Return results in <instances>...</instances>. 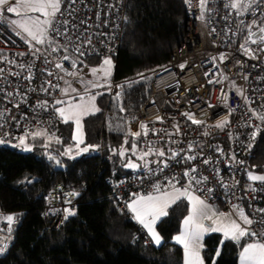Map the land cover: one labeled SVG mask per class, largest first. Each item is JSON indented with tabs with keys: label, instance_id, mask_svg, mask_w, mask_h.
Instances as JSON below:
<instances>
[{
	"label": "built area",
	"instance_id": "2783aa9c",
	"mask_svg": "<svg viewBox=\"0 0 264 264\" xmlns=\"http://www.w3.org/2000/svg\"><path fill=\"white\" fill-rule=\"evenodd\" d=\"M109 3H115L119 11L109 12L107 8ZM228 3L229 0H209L208 8L211 11L206 14L204 22L198 18L200 15L198 0H193L192 8L186 5L188 19L185 38L174 49L164 65L170 71H162L163 66H161L155 68L156 72L151 70L139 72L151 77L148 80L150 83L149 96L139 109L129 110L123 115L126 133L139 131V123L145 122L149 127L148 135H141L138 138L143 151L147 150L149 145L154 148H163L166 153L168 149L183 151H181V156L177 157L181 162L170 160L169 167L163 172L150 174L143 167L138 170L130 169L127 172L113 168L107 177V183L120 207H127V203L134 198L133 194L152 193L153 184L161 183L166 186L167 179L174 176L179 180L177 187L186 184L187 178L183 176V172L186 168L195 166L198 169V176L202 174L208 177L206 184L194 186V189H202L194 190L198 196L226 212H233V205H239L254 220H259L261 216H264L256 211V209L264 208V183L251 182L244 177L245 161L243 158L254 148L257 139L256 137L255 141L250 140V134L254 129L247 126L248 122L250 120L252 125L261 124V122L252 117L251 112L248 111L249 106L231 87L232 82H235L238 88L245 90V94L252 101L251 107L257 112H264V107H261L264 105V79H262L264 78V52L257 53L258 59H250L244 54L240 45L245 42L247 35L245 25L257 17L250 14L237 15L235 10L225 6ZM67 6L68 0H65L61 8L65 15L59 16L58 19L68 18L71 23L79 25L80 31L86 29V35L93 34L92 46L84 49L86 55L79 57L83 63H78L77 68L72 67V60L78 58V53L74 52L72 45L68 46L67 52L63 48L52 52L51 48L56 47V44L36 45L43 54L33 55L29 50V45L16 35L11 26L6 22H0V52L8 60L15 61L14 64L6 61L0 62V68L5 69L6 81L10 82L9 84L0 80V85H3L6 91L15 93L18 90L19 93L24 94L23 99L22 96L15 95L9 103L4 93H0V109H10V112L6 114L4 127L0 128V138L10 145L17 141L16 138L21 136L25 129H47L49 134L54 133L55 137L62 138L61 119L54 111V107H57L54 101L64 99V94L61 92L66 85L64 81H69L73 88L82 91L81 79L83 80L85 75L82 65L87 59L90 57L113 59L121 48L128 0H103L102 3L101 0H83V2L77 0V3L73 5L77 11L72 17L67 16ZM97 14H99V19H97ZM82 20L87 23L81 24ZM241 21L244 23L242 24ZM116 25L119 27L117 28ZM97 33L105 35H96ZM78 34L77 32L73 35V40ZM56 40L59 44L65 42L64 37H56ZM249 47L257 48L258 45L250 44ZM18 53H24V55H18ZM221 53L226 54L228 59L223 63L219 60L215 61L219 64V68H216L210 62V58L218 57ZM64 55H69L70 59L64 61L62 59ZM45 57L50 61L49 63H45ZM2 60L3 58L0 57V61ZM56 63H62L64 69L69 72L79 70L80 78L66 75L64 71L55 67ZM182 63L186 64L183 71L179 68ZM20 64L33 66L31 81L24 79L29 73L27 67L21 69L17 66ZM49 71L53 73L52 76L47 74ZM9 72L20 73V75H10ZM205 73L209 75L206 77ZM220 73L227 75L228 80L223 83H208L209 79H219ZM137 74L130 78L118 79L115 76L110 78L112 94L120 91L117 85L125 84L129 80H140ZM245 75L248 77L247 80L243 78ZM60 77H63V80ZM49 80L52 85L58 87H49L48 92L41 91V86L47 87L45 82ZM128 88L123 90L121 98L123 106ZM222 88L228 94L227 106L224 103ZM29 89H35V91ZM103 90L107 94L104 114L110 120L118 116L119 111L113 106L112 95L106 89L103 88ZM45 100L49 104L47 111L36 107L38 102ZM18 102L19 107H14L13 105ZM229 109H234L231 115H229ZM185 112L194 114L197 120H202L205 124L200 126L192 124L182 115ZM226 116L230 123L223 131L213 127L217 121ZM12 117H15V120ZM157 117H162L163 122L157 121ZM176 124H179L180 133L168 136L167 133H175L173 126ZM205 128L209 132L207 136L202 135ZM152 129L156 130V134ZM261 129L264 130V124H261ZM229 133L232 134L231 138ZM129 137L130 135L127 139ZM171 141H176V143ZM189 143L193 144V152L187 151ZM250 143L252 144L251 149L248 147ZM217 147L223 150V155L216 150ZM100 148H103V142ZM197 153L199 155L194 161L186 163L181 159L185 154ZM232 155H235V161L230 159ZM205 158L210 159L211 163L204 164ZM160 159L164 158L156 156V160ZM236 161H242V163ZM150 167L156 169L158 166L152 163ZM214 170H218V174ZM221 177L228 188L221 186ZM249 184L253 185L254 191L249 189ZM208 188L213 191L208 193ZM73 192L77 193L74 186L63 182L55 184L45 196L43 217L46 222L56 223V226H59L65 218V209L74 212L78 208L79 197L70 195ZM17 223L16 220L9 233L7 222L0 220V241L6 243L7 247L12 241L13 229ZM259 227L257 223L252 225L253 229Z\"/></svg>",
	"mask_w": 264,
	"mask_h": 264
},
{
	"label": "trees",
	"instance_id": "16d2710c",
	"mask_svg": "<svg viewBox=\"0 0 264 264\" xmlns=\"http://www.w3.org/2000/svg\"><path fill=\"white\" fill-rule=\"evenodd\" d=\"M186 8L184 0H128L123 43L113 58L114 76L130 78L164 66L185 38ZM101 59L90 57L86 62ZM149 88L148 80L129 87L124 98L126 110L110 120L104 114L107 94L99 97L102 111L83 119L85 143L98 145V153L76 158L65 154L73 142L74 126L62 120L61 143L53 139L45 147V138H29L27 142L33 149L27 153L16 146L18 140L13 145L0 144V214L14 215L18 222L10 245L0 254V264H183V248L172 238L180 231L188 202L182 200L173 205L158 222L163 241L157 246L129 209L119 206L107 183L113 168L130 170L123 166L129 157L142 163L131 151L121 158L112 149H120L125 140L124 120L119 118L129 110L139 109L149 96ZM110 123L113 127L121 124L123 131L110 130ZM133 139L128 138L127 148L131 149ZM137 147L142 150L139 139ZM50 155L60 157L67 169L55 170V163L47 161ZM243 158L245 178L248 179V171H264V130ZM147 159L156 160V156ZM57 182L74 186L80 202L74 215L64 218L59 226L43 217L45 196ZM222 240L218 232L206 236L203 246L206 264H212L213 260L215 264H238L242 243L224 240L221 245Z\"/></svg>",
	"mask_w": 264,
	"mask_h": 264
},
{
	"label": "snow or ice",
	"instance_id": "6c2138e0",
	"mask_svg": "<svg viewBox=\"0 0 264 264\" xmlns=\"http://www.w3.org/2000/svg\"><path fill=\"white\" fill-rule=\"evenodd\" d=\"M83 2V0H81ZM103 0H101V3ZM65 0H0V22L8 23L11 28L16 32V35L20 36L26 44L29 45V50L33 55L37 53H41V49L37 48L36 45H44L48 44L49 46L56 44V47H52L51 51L55 52L60 48H63L65 52L68 51V46L72 45L75 53H78V58L76 60H72V67L77 68L78 63H83V60H80L79 57H84L86 52L84 49L92 46V35L93 34H85V31L79 30V25L71 23L68 18L58 19L59 16H64L65 13L61 11V8L64 6ZM77 3V0H68L67 6V16L72 17L73 13L77 11L76 8L73 7ZM185 4L189 7H193V0H185ZM209 0H198V7L200 10L199 19L204 22L206 20V14L211 10L208 8ZM236 11L237 15L250 14L253 17L250 23H247L245 27L247 28V35L245 37V42L240 45V48L250 59H258V52H264V0H229V3L225 5ZM87 7V6H86ZM109 12L113 10L119 11L116 7L115 3H109L107 5ZM12 13L17 18L8 20V18L4 15V13ZM39 13V15H34ZM43 17V18H42ZM97 19H99V14H97ZM125 21L127 17L124 18ZM81 24H86L87 21L82 20ZM107 23V22H106ZM243 24L244 22L241 21ZM118 28L119 25H116ZM255 29V30H254ZM215 31V29H213ZM75 40H73V35L76 33ZM54 33L55 35H50ZM96 35H105L104 33H97ZM56 37H64L65 42L63 44H59L56 40ZM114 38V36H113ZM258 45L257 48H251L249 45ZM43 54V53H41ZM18 55H24V53H18ZM0 57L3 58L2 61H6L9 64H14L15 61L8 60L6 56L2 52H0ZM39 58V57H37ZM64 61L70 59L69 55H64L62 57ZM228 56L224 53H221L218 57L212 56L210 58V62L213 63L214 67L219 68V64H216L215 61L219 60L220 63H223ZM45 57V63H49ZM21 69L27 67L28 75L24 77V79L31 81L33 78L32 65H17ZM55 67L57 69H61L65 72L66 75L72 76L74 78H80V71H72L69 72L64 69L62 63H56ZM186 67L185 63L179 65L181 71ZM255 67V65H253ZM111 70H112V60L110 57H104L102 64L99 67L91 68V74L96 79H92L87 81L86 83L81 79V83L84 85V94L78 92L76 88L71 86V83L67 80L64 81L65 84L68 85L67 88H62L61 92L65 96H69L67 100L57 99L54 101V105H63V107H54V111L62 120L63 123H72L74 125L72 140L75 142L74 147L77 149L76 155H80L81 153L88 152L90 149L95 150L98 148V145H86L83 148H80L81 144H84V126H83V118L89 115H96L100 113L102 110L97 106L96 100L98 96L104 95L103 92H94V89L104 88L108 91L110 95H112L114 107L119 112H124L126 109L123 106L122 102V94L123 90L126 87H132L133 85L140 83L144 80H149L151 77L146 76L144 73H138L137 75L140 77V80H129L126 81L125 84L117 85L116 87L120 89L115 94H112L111 89L112 85L110 82L111 78ZM156 72L155 69L151 70ZM162 71H170L167 66H163ZM5 69L0 68V80H4L6 83V77L4 75ZM10 75L19 76L20 73H12L9 72ZM49 76H52V72L47 73ZM209 73H205L207 77ZM219 79H209L208 83H223L228 80V76L223 73L219 74ZM245 80L248 77L245 75L243 77ZM63 80V77H60ZM264 79V78H262ZM47 87L42 85L41 91L48 92L49 87H58L56 85H52V82H45ZM232 89H234L237 95L243 98V101L246 105H248V111L251 112L252 117H255L257 120L264 124V112H257L256 109L251 107L252 101L245 94V90L242 88H238L235 82L231 84ZM30 91H35V89H29ZM221 92L224 95V103L227 106L228 94L221 89ZM0 93H4L5 99L11 103V98L15 95L22 96L24 98V94L19 93L17 90L15 93L11 91H6L3 85H0ZM70 93H76L75 96H71ZM14 107H19V102L13 105ZM37 108L43 109L47 111L49 108L48 101H40L36 105ZM212 107V105H209ZM261 107H264L262 105ZM234 111V109H229V115ZM10 112V109H0V128L4 127V120L6 114ZM188 120L197 126L204 125L205 122L202 120H197L194 114L185 112L182 113ZM15 120V117H12ZM119 119H123L122 117ZM135 119V117H133ZM157 121L163 122L162 117H157ZM230 121L228 117H224L222 120L217 121L213 126L217 129L223 131L228 125ZM261 124L252 125L249 120L248 125L252 127L254 130L250 134V140L255 141L258 134L262 131ZM175 128V133H167L168 136H172L174 134L180 133L179 124L173 126ZM109 129L112 131H123V126L121 124H116L115 127L109 124ZM139 131L131 132L125 134L124 144L120 149H112L113 154L119 155L121 158L126 157L127 153L131 151L132 155L137 158L138 161L142 163H137L133 161L130 157L127 159V162L123 164L124 167L138 170L140 168H145L151 174L154 172H163V170L169 167L170 160H176L177 163H180L181 160H178L177 157L181 156V151H176L172 149H168L167 153L163 148H154L151 145L144 151H138L137 147V139L141 137V135L147 136L149 132L148 124L145 122L139 123ZM153 133L156 134V130L152 129ZM163 131V130H161ZM7 135V134H6ZM132 136L134 139L131 142V149L125 147L129 143L127 137ZM202 135L207 136L209 132L205 128ZM231 133L229 136L231 138ZM39 137H43L46 140L44 144L45 147L48 146V142H51L55 139L56 143H61L59 137H55V134H49L47 129L30 130L25 129L24 134L22 136L17 137L18 144L17 147H23L24 150L30 151V145L27 143L28 139L31 138L35 140ZM7 141L3 138H0V144L6 143ZM172 143H176V141H171ZM249 149H251L252 144L248 145ZM218 152L223 155V150L217 147ZM73 151V147L70 146L66 149L65 154L70 155ZM188 152H193V144H188ZM197 154L193 155H183L181 159L184 162H191L197 159ZM150 156H158L164 159L160 160H149L147 159ZM50 159H55V157H49ZM231 160L235 161V155L230 157ZM237 163H242V161H236ZM57 164H60L59 160H56ZM157 164L156 169H152L150 164ZM204 164L211 163V160L205 158L203 160ZM217 171L218 170H214ZM198 169L195 166L191 168H186L183 172V176L187 178V183L177 187L179 184V180L176 177H172L167 179V185H162L161 183L153 184L152 193L148 195H140L133 194V199L127 203V208L133 214V218L141 224L145 229H147L152 241L159 246L161 244V237L158 232L155 230V225L157 221H159L162 217L168 215V209L173 205H177L180 201L186 200L188 202V215L183 220V227L179 235L175 236L173 239L176 243L180 244L183 248L184 259L183 264H204L203 258L201 257V249L202 239L206 233L210 232H220L223 234V240L221 241V245L224 240H232L233 242L239 244L241 239L245 237L251 238L252 242H249L242 246V251L239 254V264H264V216H261L259 220H254L249 217V215L245 212L243 208H240L239 205H233V210L236 213L237 219H232L230 214L218 213L212 210L207 204L205 199H202L200 196L194 194V190H202V189H194L195 185L206 184L208 182V177L200 174L197 175ZM248 180L251 182H261L264 183V174H256L253 171H248L247 173ZM31 183V181H28ZM221 186L224 188H228V185L224 183L222 177L220 178ZM238 183V182H237ZM250 190H255L252 184H249ZM213 189L208 188L207 192L211 193ZM72 196L78 195V193H70ZM66 215L65 219L69 215H74V213L69 210H64ZM257 212L264 214V208L256 209ZM0 218L5 220L8 224V232L12 231V225L16 221V217L14 215L3 216L0 214ZM205 221H210V223L206 224ZM239 221V222H238ZM254 223L259 224L258 229H253L252 225ZM7 249V244L0 241V254H3ZM220 255V251H216V256ZM212 264H215V260H213Z\"/></svg>",
	"mask_w": 264,
	"mask_h": 264
},
{
	"label": "rangeland",
	"instance_id": "374dc122",
	"mask_svg": "<svg viewBox=\"0 0 264 264\" xmlns=\"http://www.w3.org/2000/svg\"><path fill=\"white\" fill-rule=\"evenodd\" d=\"M5 15H6V17L9 19V20H12V19H16L17 17L14 15V14H12V13H5ZM34 15H39V13H36V14H34ZM43 18V17H42ZM111 60H112V70H111V78L114 76V66H115V63H114V60L111 58ZM102 61H103V58L100 60V61H95V62H85L83 65H82V68L84 69V79H83V81L86 83L87 81H89V80H92V79H96V77H93L92 76V74H91V68H93V67H99L101 64H102ZM83 85V84H82ZM94 92H103L104 93V90H103V88H100V89H94L93 90ZM78 92H80L81 94H84V85H83V90L82 91H78ZM76 95V93H73L71 96H75ZM102 96V95H101ZM99 97L100 96H98L97 97V100H96V104H97V106L99 107V103H98V99H99ZM69 98V97H68ZM67 98V99H68ZM65 99V98H64ZM63 99V100H64ZM67 99H65V100H67ZM58 107H63V105H59ZM85 118V117H84ZM83 118V119H84ZM74 126V125H73ZM83 126H84V124H83ZM28 143V142H27ZM2 144H5V143H2ZM29 144V143H28ZM30 145V144H29ZM74 145H75V142L73 141L72 142V144H70V145H68V147L67 148H69L70 146H72L73 147V151H72V153H71V156L72 157H74V158H76V157H79V156H81V155H83V154H95V153H98L99 151H100V149L99 148H96L95 150H93V149H90L88 152H84V153H81L80 155H76V151H77V149L74 147ZM86 145H89V144H86L85 143V137H84V144H81L80 145V148H83V147H85ZM19 149H20V151H22V152H24V153H27V152H31L32 151V149H33V147L30 145V148H31V150L30 151H27V150H24V148L21 146V147H18ZM141 151H143V150H141ZM248 173V172H247ZM246 173V174H247ZM256 174H264V171L263 172H258V173H256ZM149 193H146V194H141V195H148ZM203 199V198H202ZM207 201V200H206ZM208 202V201H207ZM188 215V214H187ZM186 215V216H187ZM185 216V217H186ZM184 217V218H185ZM184 218H183V220H184ZM183 220H182V225H181V229H180V231L178 232V233H176L175 235H174V237L175 236H177V235H179L180 234V232H181V230H182V227H183ZM205 223L206 224H208L209 222L208 221H205ZM157 224H158V221H157V223H156V225H155V230H156V232H158L159 233V235H160V237H162L161 236V234H160V232H159V230H158V228H157ZM149 237H150V235H149ZM173 237V238H174ZM151 238V237H150ZM172 238V241L173 242H175V240ZM204 238L205 237H203V239H202V245L204 246ZM163 239V238H162ZM155 244V243H154ZM161 244H162V241H161ZM156 245V244H155ZM180 245V244H179ZM181 246V245H180ZM201 251H202V254H203V247H202V249H201Z\"/></svg>",
	"mask_w": 264,
	"mask_h": 264
},
{
	"label": "crops",
	"instance_id": "0c3cea01",
	"mask_svg": "<svg viewBox=\"0 0 264 264\" xmlns=\"http://www.w3.org/2000/svg\"><path fill=\"white\" fill-rule=\"evenodd\" d=\"M72 86V85H71ZM68 87V85L66 84L65 85V87L64 88H67ZM73 93H70V95H72ZM69 96H65L64 95V98L65 99H67ZM64 99V100H65ZM63 100V99H62ZM59 106V105H58ZM57 106V107H58ZM194 194L195 195H197L195 192H194ZM131 201V200H130ZM129 201V202H130ZM207 202V201H206ZM207 204L209 205V207L212 209V210H214V211H216V212H218V213H225V214H230V216H231V218L232 219H237L238 220V217L236 216V213L233 211V212H226V211H223L220 207H218V206H216V205H213V204H211V203H209V202H207ZM248 215H249V217H250V214L247 212V211H245ZM131 213V212H130ZM188 214V213H187ZM131 215H132V217H133V214L131 213ZM163 218V217H162ZM161 218V219H162ZM251 218V217H250ZM160 219V220H161ZM159 220V221H160ZM158 221V222H159ZM182 222V221H181ZM209 223H210V221H208ZM239 222V221H238ZM181 225H182V223H181ZM180 229H181V226H180ZM146 230V232L148 233V231H147V229H145ZM211 233H214V232H210V233H206L205 235H204V237L206 238V236H208L209 234H211ZM218 233H220V232H218ZM222 234V233H221ZM148 235H149V233H148ZM222 236H223V234H222ZM162 238V237H161ZM205 238H204V240H205ZM151 239V238H150ZM151 241H152V239H151ZM161 241H163V239H161ZM153 242V241H152ZM241 243H242V246L243 245H245V244H247V243H249V242H252L251 241V238H249V237H245V238H243V239H241V241H240ZM154 243V242H153ZM242 246H241V250H240V252L242 251ZM201 257L203 258V261H204V264H206V262H205V260H204V257H203V254H202V251H201ZM240 254V253H239ZM238 264H239V259H238Z\"/></svg>",
	"mask_w": 264,
	"mask_h": 264
},
{
	"label": "water",
	"instance_id": "95a60500",
	"mask_svg": "<svg viewBox=\"0 0 264 264\" xmlns=\"http://www.w3.org/2000/svg\"><path fill=\"white\" fill-rule=\"evenodd\" d=\"M50 156L51 157H55V159H50L49 158ZM50 156H48L47 161H49V162L52 161V162L55 163V167H54L55 170H66L67 169L66 164L63 162V160L60 157H57V156H54V155H50ZM56 160H59L60 164H57Z\"/></svg>",
	"mask_w": 264,
	"mask_h": 264
}]
</instances>
